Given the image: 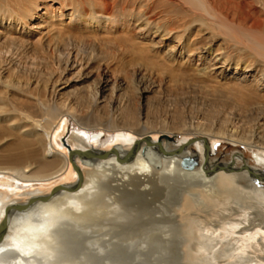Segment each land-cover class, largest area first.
Here are the masks:
<instances>
[{
	"label": "bare ground",
	"instance_id": "1",
	"mask_svg": "<svg viewBox=\"0 0 264 264\" xmlns=\"http://www.w3.org/2000/svg\"><path fill=\"white\" fill-rule=\"evenodd\" d=\"M58 1L66 7L67 0ZM79 1V8L75 7L66 15L69 19L68 24H75L80 30L95 32L101 37L112 38L116 34H124L126 37H131L135 46L143 42L148 45L147 48H139L140 50L134 46L132 56L135 57L132 61H125L130 50L114 54L113 63L122 68V75H118L106 59L110 53L94 48H90V51L84 50L82 38L78 41L77 37L76 45L73 47L63 45L50 53L49 57L53 62L45 63L49 70V79L45 82L43 93L62 99L65 97L64 92L71 89L69 96L77 100L76 105L64 106L60 103L59 106H51L37 96L38 98H35L37 106H33L38 107L43 114L45 112L47 118L37 119L36 112L34 113L30 106L22 111L14 109L20 116V121L16 122L18 116L13 119L14 117L12 118L4 110V104L0 103V144L9 137L15 139H11L12 142L5 140L6 142L0 145V185H2L0 186V225L4 224L0 239V264H85L94 258L95 260L106 258L111 255L114 246H118V243L112 244V238L100 245L97 255L83 252L84 260H78L79 256H76L77 246L86 243L87 233L94 227L123 230V226L127 227L124 223L132 218L133 213L140 215L138 212L140 210H136L141 209L140 204L153 205L155 206L153 209H157L155 216L148 217L145 221L150 226L147 227L143 238V244L147 245L146 255L153 254V248L157 244L153 248L151 245L155 242L171 243L173 240L177 255L196 260L197 264H206V261L209 264H220L217 261L221 259L228 262L233 260L229 264H264V257L258 256L259 253H264V190L260 188V184L264 182V170L257 169L258 167L242 170L238 165L233 166L234 164L212 163L210 146L208 143L204 144L218 140L242 144L250 150H257L259 153L255 157L257 164L264 166V137L247 136L226 128L215 130L198 123L194 125L193 122H190L193 124H189L190 126L181 123L174 124L173 127L162 125L160 128L156 126V121L150 122L146 118L147 121L143 122L145 113L142 111L145 108L151 109L152 99L149 94L153 91H150L141 70L136 68V66L146 70L156 68L157 65L149 64L150 55L149 58L146 55L147 60L145 59V53L148 52L155 53L151 58L159 59L160 64H176L179 63V58L181 61L185 60L181 64L184 65L199 57L205 63L203 67H196L193 70L195 79L203 83L219 80L217 83L223 82V86L231 85L227 93L234 97V100L240 101L233 103L232 107L240 112L256 107L255 110L257 108L259 110L256 111L258 116L260 112H264V60L253 57L251 64L242 66L237 63L235 71L231 72L228 61L219 55L220 53L216 54L211 46L206 45L207 38H215L216 34L210 26L218 20H223L222 17L229 22V11H232L230 9L236 7L238 13H246L250 16L249 11L252 9L256 14V7H249L252 3L246 0L176 2L183 15L188 16L189 19L192 17L190 21L194 20L195 24H200L202 30L210 31V37L204 36L197 40L196 36H200L198 32L189 35L193 25L191 22V25L184 22L177 25L176 30L180 31L173 36L174 16L168 18V15L163 14L164 12L158 13L155 0L141 1L138 12L135 6L131 11L127 10V6L122 7V0ZM259 3L264 9V0H259ZM26 4L19 5L18 10L21 14L15 16L17 12L15 10L16 12L10 14L8 12L6 19H0V36L6 41H18L23 45L27 40L22 35L33 37V34H29L32 33L29 25L31 21L38 20L35 27L42 30L58 25L61 23L59 19L65 16L60 10L61 7H59L61 12L58 11L56 14L57 11L51 12V6L45 2L41 5L38 1H27ZM262 11L264 13V10ZM254 14L251 13L253 16ZM175 19L173 18V21ZM260 21L254 19L249 31L257 29ZM138 36L143 41L139 40ZM170 37L178 44L175 48H171V51H165L164 42L170 40ZM261 43L264 45V42ZM160 44L164 46L161 47ZM157 46H160V54L163 53V57L158 56ZM3 53H0L1 63L4 61ZM12 53L7 51L6 54L13 56L15 53ZM36 60L38 58L34 57V61ZM162 64L160 69L168 71L166 69L171 65L169 64L167 68V65L162 66ZM32 65L36 66V62ZM128 68L135 69L130 73ZM174 69L176 71V68ZM184 72L187 73V70L184 69ZM2 80L0 78V85H5ZM61 86L63 88L60 89ZM22 89V83L15 82V90L25 91ZM37 89L39 90L38 87ZM222 90L227 89L223 87ZM4 98L5 96L0 100ZM215 107L213 109H217ZM37 115L40 118L39 113ZM68 117L86 131L81 135L73 134L70 139V142L76 146L72 153L75 156L73 160L69 159L67 154L64 156L56 150L55 144V130L63 125ZM98 128L118 133L116 140L124 147L115 146L107 151H96L93 144L99 138L92 137V132L97 131ZM174 130L185 137L184 142L175 152H168L165 143L145 142L143 146H138L134 138L135 135L137 138L149 139L148 136L151 134L167 135ZM190 136H193L195 141H201L196 142L199 153L193 155L194 158L199 156L201 162L196 163L197 165L192 162L194 165L186 168L182 165V160L186 158L183 150ZM150 149H157L160 153L159 158L152 159ZM77 159L80 160L79 163ZM240 159L242 158L239 157L238 160ZM74 164L75 171L79 173L78 181L74 184L61 185L54 190L52 196L34 195L25 204H19L13 199L22 195L16 189L23 184L31 186L36 184L45 188L46 185H52L62 177L66 181L71 180L75 175ZM158 197L161 200H158ZM137 204L139 206H136ZM125 209L131 210L128 212L126 210L125 215ZM205 210L214 211L218 216L215 223L208 224L210 228L204 226V222L200 220V213ZM225 212H229V215H225ZM118 220L120 224L117 223ZM157 230L161 231L163 238H157ZM129 236L131 237V233ZM122 237L126 238L124 235ZM180 249L183 252H180ZM99 254L104 256L100 257ZM116 264L121 263L116 261Z\"/></svg>",
	"mask_w": 264,
	"mask_h": 264
},
{
	"label": "rangeland",
	"instance_id": "2",
	"mask_svg": "<svg viewBox=\"0 0 264 264\" xmlns=\"http://www.w3.org/2000/svg\"><path fill=\"white\" fill-rule=\"evenodd\" d=\"M27 1L29 2L38 1L41 3V5H42V2H45L51 6V12L57 11L56 14H58V11L59 12L62 11V13H64L65 16L59 19L61 22L59 23L60 25L55 24L52 27L50 26L47 29H42V30L39 29L38 27L37 28L35 27L38 24V20L31 21L29 23V25H31V29L30 28L29 29L32 31V33H29V34H33L34 38L29 37L26 34L22 35V37L27 40V42H25V44L23 45H21L18 41H17L18 43L16 41H6L4 38H2L3 36H0V53L5 52L3 53V55L1 54L2 57L4 58L3 59L4 61L1 63V60H0V78H2L3 79L2 81H4L5 83V85H0V98L4 96L5 98L3 100H0V103L4 104L3 105L4 110L7 111L8 114L12 118L14 117L13 119H16L15 116L16 117L18 116L17 115L18 113H15L16 110L22 111L23 109L30 107V106H32L34 113L36 112L35 115L36 117H38L37 119L42 120V119L47 118L45 112H44L45 114L44 115L43 112H41L38 107H35L37 106L35 102V98H38L39 96H40L39 98L42 99L44 103L48 102V105H51V106L52 105L59 106L60 103L64 104V106L65 105L72 106L74 104L75 105L77 104L76 103L77 100L73 96H69V93H70L69 91H71V89L69 91L67 90V92L66 91L64 92L65 97H62V99L53 98L49 95H46L48 93L43 94L44 87L46 86L45 82L46 80L49 79V76H48L49 70L47 66L45 65V63L52 64L53 60L49 57L50 53L55 52L56 49L63 47V45H72L73 47L74 45H76L77 39L79 41L82 38L83 40L82 47L84 50L90 51L92 48H94L96 50L101 49L103 51H106L107 53H110V55L106 59L108 60V62L111 63L112 65L111 68H114V70L118 72L117 73L118 75H122L121 74L122 68L119 65H116L115 63H113L114 54L121 53V51L126 52V50H130V52L128 51L129 53L127 52L125 61L126 62L132 61L133 57H135V56H132L134 53L133 47L135 46V44L131 40L130 36L126 37V35L124 34L122 35L116 34L115 37L113 36L112 38L111 37L109 38L108 36L101 37V35H98L95 32H91V31L86 32L85 30H80V28L76 26L75 24L74 25L68 24L69 19L66 15L70 13L75 7L78 6L79 8L80 6L79 0H67L66 7L65 5L64 6L61 5L58 0H0V9H1L0 19H3V18L6 19L8 12L10 14V13H13V11L14 12L17 11L15 13V16L16 14L17 15L21 14V11L18 9L20 8L21 4L25 5ZM141 1L144 2V0H124V1L122 0V3H123L122 7L127 6V10L131 11L132 8L135 6L134 7L136 8L135 10L138 12L140 9L139 4L142 3ZM155 1H156L155 7L157 8L156 11H158V13L164 12L163 14H165L166 16L168 15V18L170 16L171 17L174 16L173 18L175 19L176 17L174 21L172 18V22H175V24H173L172 26L173 28H175L173 36H176L178 32L180 31V30H176L177 25H181L184 23H186L187 25L189 24L191 25L192 23L193 28L191 27L192 30L190 31L189 35L192 34V32H198L200 36H196L197 40H199L201 37H204V36L210 37L209 36L210 31L208 32V31L202 30V27H200V24L196 23L197 24L196 25L194 20H192L194 21V23L190 21L192 17L189 19L188 16L183 15L184 13L182 12V10L179 8L178 5L175 4L176 2L180 3L181 0H155ZM234 1L241 2L242 0H234ZM246 1L252 3L249 7H252V6L256 7V14H254L255 12L253 9L252 11L251 10L249 11L250 16L243 12H242L243 14H241V12L238 13L236 10V7H234L233 5L232 7H234V9H230L232 11H229V22L228 20H225L224 17H222L223 20L216 21L217 23L215 22L212 25L213 27H215L214 28L215 30L213 29L212 26H210V29L212 28V31H214V34L216 33L217 35L215 34L214 36L215 38L211 37L209 39L207 38V40L205 39L206 42L208 43L206 45L211 46L212 50L216 54L220 53L219 55L223 56L224 59L228 61V65L230 67L231 72L235 71L237 63L238 64L240 63V65L242 66L251 64V61L253 62V57L258 58V60L260 59L264 60V53H263L264 45H262L261 43V42H264V32H263L264 31V16H263L264 13H262L263 12L262 10L264 9L262 5L259 3V0H246ZM91 3L93 4V1H91ZM145 4L143 3V5ZM260 5L262 8L260 7ZM59 7H61L63 10L60 9L61 10L60 11ZM42 12L43 11H41V14ZM237 13L239 14V16ZM251 13H253L255 17L251 15ZM15 16L13 18H15ZM256 18L258 19V21L261 20L260 26L254 31L252 30L249 31V27L253 23L254 19L257 20ZM100 33L101 31L99 32V34ZM98 36L101 38H99ZM40 37H42V39ZM138 38L139 40L143 41L142 39H140L141 37L138 36ZM254 41L256 42L259 41L260 44ZM164 43L166 47V48L164 47L165 51H169L173 47L175 48L178 44L176 41L172 39V37H170V40H167ZM147 45L148 44H146V42H143L142 44H139V46L141 47L135 46L134 48L138 47V50H140L143 48H147ZM164 45L160 44L161 47H163ZM160 46H157L158 56L163 57V53L160 54L161 52ZM260 46H261V49H260ZM256 48H257V51H256ZM260 50L261 51L263 50V52L261 53ZM7 51L8 52L12 51L13 52L12 54L14 53L15 54L13 56L9 55L10 56L9 57L7 56L8 54H6ZM254 54L255 55L257 54V55L254 56ZM146 55L149 58L150 56L153 57L155 53H151V52L145 53L146 58L145 57L144 58L147 60ZM34 57H37L38 60L34 61ZM151 57L149 58L151 60V61L149 60V64L153 63L154 65H157L158 68L156 66L155 68L156 70L155 69L146 70L144 68L142 69L136 66V68L141 70V73L145 76L146 84L148 85L149 89H151L150 91H153V92H150L149 94L150 99H152L151 109L149 110L148 108H145L142 111V113H145L143 114V118H144L143 122H146L147 119H149L150 122L156 121L155 123L158 124V125L156 124V126H158L159 128L162 127V125L163 126L169 125L173 127L174 124L178 125L181 123H184V124L186 123L187 125L189 124L198 125L199 124V125H203L206 127H211L215 130L219 128H226L228 130L238 131V133L245 134L247 136H257L258 135V137L260 136L264 137V112L263 113L260 112V114L257 116L256 114H258L257 112H259V110H257L258 108L255 110L256 107L252 109H248L247 111L240 112L236 110V108L232 107L236 101H239V99L234 100V97L232 98V96L227 93L228 89L232 87L231 85L227 86L225 84V86H223L224 85L223 82L217 83V81L219 80L213 81L212 83L211 82L203 83L202 81L195 79L193 70L196 67L197 68L203 67L205 63L203 59H199V57H196L191 62L193 63L192 65L191 63L184 64L185 66L187 65L188 67L181 65L182 62H184L185 60L181 61V59L179 58H178L179 63L177 62L176 64H172V63L162 64L161 63L162 66L167 65V68L171 65L168 69H166L168 71H165L164 69H160L161 64L159 62V59L155 60V58H151ZM33 62H36V66L32 65ZM41 63H44V64H41ZM54 63L56 64V60H54ZM175 65L176 67H173ZM181 67H184V68H181ZM174 68H176V71ZM134 69L135 68H128L127 70L130 71V73H133ZM169 69L174 70L175 72L170 71ZM177 69L179 73L177 72ZM184 69L185 71L187 70V73H189L190 75H187V73L184 72ZM182 74H184L186 77H184V75ZM149 76L151 77L149 78ZM182 76H183V79H182ZM17 81L22 83V88L25 91L21 92V91L15 90V82ZM26 84H29V86H27ZM6 85H8L9 87L8 86L2 87ZM37 87L39 88V90L37 89ZM223 87L224 89H227V90H222ZM2 88H4V90ZM61 88H63V86H61L60 89ZM213 106L214 107L216 106L215 108L217 109H213L214 108ZM38 113L40 115V118L37 115ZM19 117L20 116L17 117L16 122L20 121ZM190 122H193V124ZM83 131L86 132L85 128L83 129L82 127H80L71 117L66 118V120L63 122V125H61L60 127H58V129L55 130L56 150L61 152L64 156L65 154H67L69 159H72V160L75 159V156H73L72 153L76 146L74 145V143L70 142V139L73 134L81 135L84 133ZM92 133H93L92 137L97 136L99 138L98 141L93 144V148L98 152H103V151H107L108 149H113L115 146H123L120 142H118V140H116L118 138V133L116 132H108L104 130V128H98L97 131H93ZM125 133L129 134L127 132ZM148 137L149 139H144L141 137L137 138V136L134 135L135 141L137 142L138 146H143L145 142L147 143L148 142L149 143L158 142L159 144L165 143V145L168 147L167 148L168 152L177 151L179 146L184 142V138H185L182 135V133H180L177 130H174L172 131L171 134H167V135L166 134L165 135L151 134ZM11 139L15 140L14 138L9 137V139L6 138L4 139V141L9 140L10 142H12ZM187 139L189 140V142L186 144L183 152H185L184 154L186 155V157H189L192 159L193 163L195 162V164L196 163L199 164L201 162L200 157L198 156L194 158L193 155L195 153H199V150L197 148L198 147L197 143L201 141H197V140L195 141L193 136H190ZM4 141L2 140L3 143L6 142ZM9 141H7V143H10ZM3 143H1L0 145L2 146ZM207 143L211 149V154H212L211 162L212 163L224 164V165L234 164L233 166L238 165V168H241L242 170H246L247 168L254 169L257 167H258L257 169L260 168L264 170V166H259V164H257L258 162L255 158L256 155L259 154L257 150H250L249 148L245 147L242 144H236L230 141H223V140H218V141H215L214 143L212 141L204 142L205 145ZM150 150L152 154L151 155L152 159L155 160L159 158L158 156L160 155V153L158 152L157 149H154L155 151L153 149H150ZM239 157L242 159L238 160ZM77 162L79 163L80 160L77 159ZM72 166H73V163H72ZM73 169H74V174H75L74 178L66 181L62 177L61 179H59L52 185H46L45 188L42 187L41 185H36V184H34L33 186L28 185V184L20 185L19 188L16 190H18L17 192L22 195L19 197H13V199L19 204H25L34 195L52 196L54 190L58 189L61 185H64V184L71 185V184H74L76 181H78L79 173L75 171V164H74ZM260 188L264 190V182L260 184ZM158 200H161V199L158 197ZM136 206H139V205L137 204ZM140 206H141L140 207L141 209H136V210H140L138 211L140 215L133 213L132 218L131 217L129 218L130 222L128 221L127 223L126 222L124 223V225H127V227L125 228L123 226L122 228L123 230L121 229L113 230L111 228L106 229L105 227L104 228L102 227V229L99 227H94L91 230L89 229L87 233L86 243L81 244V245L79 244L77 246L76 256L77 257L79 256L78 260H84L82 257L83 252H87L89 254L91 253L92 255H97L99 253L98 249L100 245H102L104 241L108 242L112 238L111 239V242H113L112 244L118 243L117 244L118 246L115 245L118 249L114 246L113 251L110 253L111 255L109 254L110 256H106V258H100V259L97 258V260H95L94 258V259H91L92 261L90 260L91 262L87 261L88 263L86 262L85 264H111V263L116 264V261H120L121 264H197L198 261L196 260L194 261L190 260L188 257H181V256L179 257V255H177V252H176L175 241L173 240L171 243H168V242L161 243L157 241L151 245L153 248L154 245L157 244L153 248L154 250L153 254L151 255L145 254L147 252L146 251L147 245L143 244L144 243L143 238L145 237L146 230L148 229L147 227H150L148 224L145 223V221H146V218L148 219V217H154L157 209H153L155 207V206L153 207V205L140 204ZM156 206H158L157 203H156ZM128 207H131V206H128ZM126 210L128 212L131 209H125V215H126ZM145 210L147 211V213ZM142 213H146L147 215L142 214ZM224 214L229 215V212H225ZM235 216L236 215H234V217ZM200 218H201L200 220L204 222V226L208 228H210V225H208L209 223L211 222L215 223L218 220L217 214L214 211H208V210L201 212ZM131 219H134V220L132 221ZM117 223L120 224V220H118ZM142 226H144L146 229L144 227L142 228ZM132 229L134 230L132 231ZM113 231L114 232L117 231V232L114 233ZM181 231L183 230L181 229ZM130 233H131V237L129 236ZM132 233H135V234H132ZM173 233L177 234V232H173ZM156 234L158 235L157 238L161 239L162 237L161 231L157 230ZM123 235L126 236V238L122 237ZM136 237H138V239ZM140 237L142 239H140ZM105 246H107V244H105ZM121 249L123 250L121 251ZM119 250L121 251V253ZM180 252H183V251L180 249ZM99 255L100 257L104 256V254H99ZM258 256L264 257V253L263 252L259 253ZM217 262H220V264H229L233 262V260L228 262L224 259H221L220 261H217ZM205 263L207 264L208 261H206Z\"/></svg>",
	"mask_w": 264,
	"mask_h": 264
},
{
	"label": "water",
	"instance_id": "3",
	"mask_svg": "<svg viewBox=\"0 0 264 264\" xmlns=\"http://www.w3.org/2000/svg\"><path fill=\"white\" fill-rule=\"evenodd\" d=\"M182 165H183L184 167H186V168H189V167H191V166L194 165V164L192 163V159H191V158L186 157V158L183 159V161H182ZM3 228H4V224L2 223V224L0 225V239H1L2 234H3V231H2Z\"/></svg>",
	"mask_w": 264,
	"mask_h": 264
}]
</instances>
